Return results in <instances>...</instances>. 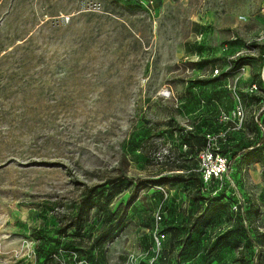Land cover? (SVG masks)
Instances as JSON below:
<instances>
[{
	"label": "rangeland",
	"instance_id": "374dc122",
	"mask_svg": "<svg viewBox=\"0 0 264 264\" xmlns=\"http://www.w3.org/2000/svg\"><path fill=\"white\" fill-rule=\"evenodd\" d=\"M0 264H264V0H0Z\"/></svg>",
	"mask_w": 264,
	"mask_h": 264
},
{
	"label": "built area",
	"instance_id": "2783aa9c",
	"mask_svg": "<svg viewBox=\"0 0 264 264\" xmlns=\"http://www.w3.org/2000/svg\"><path fill=\"white\" fill-rule=\"evenodd\" d=\"M217 73V70H215ZM234 115L242 116L240 109H235ZM209 141H211L209 139ZM199 172L201 180L204 184H208L214 181L225 180L227 190L235 188V185L230 181L231 163L219 152L214 151L210 143L207 142L206 147L201 149L198 153ZM155 221L159 223L162 220L161 213L157 211L155 213ZM164 234L160 231H155L152 236L153 248L158 250L163 243Z\"/></svg>",
	"mask_w": 264,
	"mask_h": 264
},
{
	"label": "trees",
	"instance_id": "16d2710c",
	"mask_svg": "<svg viewBox=\"0 0 264 264\" xmlns=\"http://www.w3.org/2000/svg\"><path fill=\"white\" fill-rule=\"evenodd\" d=\"M250 46L253 47V48H256L258 46V44L252 43ZM199 181H200V184H201L202 183L201 177H200V180Z\"/></svg>",
	"mask_w": 264,
	"mask_h": 264
}]
</instances>
